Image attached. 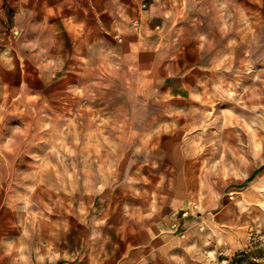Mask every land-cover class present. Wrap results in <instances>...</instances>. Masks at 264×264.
I'll return each instance as SVG.
<instances>
[{
  "label": "clouds",
  "instance_id": "1",
  "mask_svg": "<svg viewBox=\"0 0 264 264\" xmlns=\"http://www.w3.org/2000/svg\"><path fill=\"white\" fill-rule=\"evenodd\" d=\"M264 264V0H0V264Z\"/></svg>",
  "mask_w": 264,
  "mask_h": 264
},
{
  "label": "rangeland",
  "instance_id": "2",
  "mask_svg": "<svg viewBox=\"0 0 264 264\" xmlns=\"http://www.w3.org/2000/svg\"><path fill=\"white\" fill-rule=\"evenodd\" d=\"M240 259H247V258H246V257H240V258L238 257V258H237L238 264H239V260H240Z\"/></svg>",
  "mask_w": 264,
  "mask_h": 264
}]
</instances>
